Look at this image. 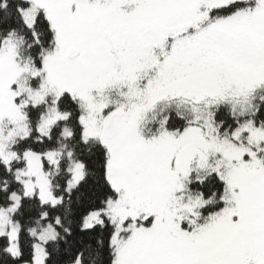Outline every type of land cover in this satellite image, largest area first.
<instances>
[{
  "label": "snow or ice",
  "instance_id": "6c2138e0",
  "mask_svg": "<svg viewBox=\"0 0 264 264\" xmlns=\"http://www.w3.org/2000/svg\"><path fill=\"white\" fill-rule=\"evenodd\" d=\"M0 264H264V0H0Z\"/></svg>",
  "mask_w": 264,
  "mask_h": 264
}]
</instances>
